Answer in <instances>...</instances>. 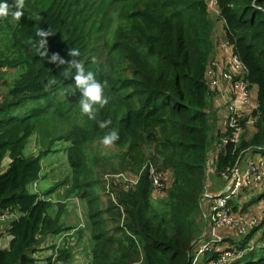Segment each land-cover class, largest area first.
Returning <instances> with one entry per match:
<instances>
[{"label": "trees", "instance_id": "trees-1", "mask_svg": "<svg viewBox=\"0 0 264 264\" xmlns=\"http://www.w3.org/2000/svg\"><path fill=\"white\" fill-rule=\"evenodd\" d=\"M214 1L224 42L244 65L245 81L256 87L257 100L253 135L224 145L214 158L220 173L243 158V150L264 155V0ZM4 2L14 4L0 0ZM126 2L134 7L120 15L117 27L102 30L106 11ZM102 7L106 11L100 14ZM23 13L19 21L0 18V70L15 73L0 101V213L20 215L0 231V240L7 239L0 247V264L40 263L42 258L34 257L43 252L40 245L66 229L58 224L62 206L54 219L48 214V196L61 183L42 194L28 190L40 178V160L57 143L66 147L67 196L75 194L87 204L93 247L91 261L84 264H190L191 243L200 229L198 203L206 163L222 137L210 104L214 92L205 78L215 27L207 0H25ZM49 28L48 56L42 57L33 44L40 39L37 31ZM96 42L104 44L106 72L96 62ZM71 49L80 56L70 57ZM53 54L80 60L85 71L107 82L109 103L89 127L62 110L81 92L75 69L65 78L69 66L49 63ZM109 119L111 124L101 129L99 122ZM112 130L120 138L107 149L102 139ZM31 139L39 151L25 157ZM150 166L166 175L162 198L153 194ZM125 173L138 177L127 189L105 179ZM229 204L233 212L243 213L234 199ZM250 238L235 243L237 251ZM217 256L205 255L202 264ZM72 258L64 246L44 264H71ZM257 264H264V258Z\"/></svg>", "mask_w": 264, "mask_h": 264}, {"label": "built area", "instance_id": "built-area-1", "mask_svg": "<svg viewBox=\"0 0 264 264\" xmlns=\"http://www.w3.org/2000/svg\"><path fill=\"white\" fill-rule=\"evenodd\" d=\"M220 46L231 50L228 62L222 67L219 57H212L206 68L205 78L211 91H214L220 81L224 80L228 84L230 99L226 104L225 124L219 129L222 134L220 145L215 144L212 147L206 163L205 185L198 203L200 229L192 241V243L201 241L202 244L192 248L190 264H202L204 256L210 253L218 254V256L215 261L208 264L237 262L243 256L244 251H237L235 243L250 234L260 223L259 219L249 212H233L229 203L245 191L262 185L264 155L251 150H243L241 154L248 155L244 166L241 165L242 158L224 172L218 173L214 165V158L225 144H238L245 130L244 126L249 125L254 128L256 121L254 112L257 109L256 93L253 88L247 86L244 65L233 55L232 48L226 42L220 43ZM260 149L255 147V150ZM255 154L260 155L258 161L253 159ZM147 171L154 196L162 198L165 189V173L152 166ZM105 179H114L123 184L126 189L134 186L138 181V177L132 178L124 174L109 175ZM215 181L218 184H215ZM19 217L16 211L0 213V231ZM262 240L264 242V229ZM247 250L251 251L252 246H249Z\"/></svg>", "mask_w": 264, "mask_h": 264}, {"label": "crops", "instance_id": "crops-1", "mask_svg": "<svg viewBox=\"0 0 264 264\" xmlns=\"http://www.w3.org/2000/svg\"><path fill=\"white\" fill-rule=\"evenodd\" d=\"M207 4H208V10L210 13V17L212 19H215V27H214L213 35H212V38L214 41V49H213L212 57H219L220 64L222 67H224L227 64L230 53H231V50L224 49L220 46V43L224 42V39H223L224 24L222 21L217 19L218 10H217L215 1L207 0ZM216 23H219L221 25H218ZM253 91L256 93V87H253ZM213 92L214 94L211 98L210 104H211V109L215 113V122H214L215 128L220 129L225 124L226 104L229 102V99H230V94L228 91V84L224 80H221L219 83V86L216 87ZM244 129L245 130L241 134V139L246 141L251 138L255 130L253 127L249 125L244 126ZM32 142H34L35 144L34 140H32ZM54 147L55 149H53V152L58 151L56 150V148L58 147H59L58 149H61V151H63V155H62L63 158H62L61 163L59 164V168L55 167V164H51L52 163V160H51L52 153L42 157V159L40 160V166H41V170L39 173L40 178L28 186V190L30 193L42 194L44 190L53 187L55 184L57 185L61 183L59 187H57L56 190L51 195H49L50 198L48 199L51 200L52 207L48 214L50 218L54 219L55 217H57L56 215L59 209V205L62 206V210L60 211L61 213L58 217V224L61 225L62 228L68 229L67 231H69V233L61 232L59 235L53 236V237L59 238L60 243L58 242L56 246H52L54 247V248L51 247L52 250L48 248H46V250H49L50 252L53 251V254H54V250L56 252V250L61 249L63 247V243L61 241L62 237L68 236V237L74 238L75 239L74 241L77 242L75 245L76 246L75 252L79 248L80 244L82 245V249H81L82 255L86 260L84 262L89 263L91 261L90 251L92 250L93 243L90 237L91 223L87 216V204L85 201L78 199L75 196V194L73 195L70 194L67 196V193L70 190V180L68 178L70 176H69L67 160H66V152H65L66 147L63 148L62 146H58V145H55ZM26 150H27L26 154L30 153V155H36L37 152L39 151L36 145H33V146L29 145V147H26ZM247 158H248V155H244V157L241 160V165L243 166L245 165ZM253 159L258 161L260 159V155L255 154L253 156ZM5 162L7 163L8 161L6 160ZM43 177L47 179L48 186L46 188L39 189L38 181L41 180ZM215 184H218V182L215 181ZM263 186H264V181L262 182L261 186L253 188L251 190H247L242 195L247 196L249 192H255L257 190H260ZM246 196L245 198L240 200V202H246V203H242L241 206H239V209L243 210V213H246V212L251 213L253 216L259 219L261 224L264 223V210H262L263 205H260V203L264 201V199H256L252 203L246 200L247 199ZM257 212L260 213L261 216H258ZM53 237L47 238L44 245L46 243L52 242L54 239ZM246 242H251V240L249 239ZM6 245H7V239L6 238L1 239L0 246L4 247ZM85 254H86V257H85ZM51 255L49 254L48 257H50ZM84 262L82 264H84Z\"/></svg>", "mask_w": 264, "mask_h": 264}, {"label": "rangeland", "instance_id": "rangeland-1", "mask_svg": "<svg viewBox=\"0 0 264 264\" xmlns=\"http://www.w3.org/2000/svg\"><path fill=\"white\" fill-rule=\"evenodd\" d=\"M133 7H134V4H131L129 2L114 5L113 7H111L107 11H106V7H102L100 9L99 13L102 14L103 12L106 11L105 23L103 24L102 30H104L105 25H108V30L113 31L117 27L118 19H119L120 15H122L126 11L131 10ZM216 24L221 25L219 23H216ZM102 49H105L104 44L100 43V42H96V46H95L96 62L100 63V67L102 69H104V71L106 72L108 70V64L107 63L103 64L104 53H102ZM14 74H15L14 71H8L7 69L0 70V101L7 94V85L9 83L11 84V82L15 79ZM97 81L101 82L98 78H97ZM81 98H82V93H79L76 101L74 103H70V104L65 103L62 110L64 112L66 111V113H65L66 115H69L71 118L76 119L80 124H82L86 127H89L94 120H90L86 115H83L81 113V108H80V103H79V100ZM68 106H70V108H68ZM95 107L98 109L97 114H96V118H97L100 108L98 105H96ZM50 110L53 111V109H50ZM48 116H50V114L49 115L46 114V117H48ZM51 118H55V117H51ZM58 127H60V124L58 125ZM32 139H35V141H36V138H32ZM31 140H28V142H27L28 144L25 146V149L23 152L25 157H28L30 155V153L26 154L27 153L26 147H29V145H31V146L35 145L34 142H32ZM56 145L61 146L64 144L57 143ZM58 148H56V150H58V151H56V152L54 151L52 153V156H51L52 163L51 164H55V167L59 168V164L61 163L62 158H63L62 157L63 151H61V149H58ZM32 149H31V151H32ZM4 166L5 167L7 166L6 162L4 163ZM124 175L133 178V176L130 173H125ZM38 186H39L38 187L39 189L46 188L48 186L47 185V179L45 177H43L41 180H39ZM48 189H50V188H48ZM48 189L44 190L42 193L46 192ZM260 195L264 196V186L260 190H257L255 192H249L247 194V196L246 195L245 196L247 198L246 200L253 203L258 198V196H260ZM245 196H243L242 194L239 195L236 199H234L235 204L238 206H241L242 203H246V202H240V200L245 198ZM48 197L50 198V196H48ZM260 205H263L262 210H264V201H262L260 203ZM257 215L261 216V214L258 212H257ZM199 216H200V211H199ZM263 229H264V225L261 226L256 231L254 237L252 238V240L250 242V244L254 247V250L251 253L247 254L239 262V264H257L259 259L264 258V248L261 247V240H260L262 233H263ZM67 230L68 229H65L62 232H65V233L68 232L69 233V231H67ZM53 238L54 239L52 242L46 243L45 245H40V248H45V249H43L44 250L43 252L37 251V253L34 254V257L39 256L42 258V260L38 264H44V259H46L49 256V254L50 255L53 254V251L50 252L49 250H46V248H51L52 246H56L58 244V242L60 243L59 238H57V237H53ZM74 240H75L74 238H71L68 236L62 237V239H61V241L63 243V247L67 246L73 252V258H72L71 264H82L84 261H86L82 255V250H81L82 245L80 244L79 248L75 252V249H76L75 245L77 242H75ZM200 244H202L201 241H196L195 243H191V248H195ZM52 248H54V247H52ZM85 257H86V254H85Z\"/></svg>", "mask_w": 264, "mask_h": 264}, {"label": "clouds", "instance_id": "clouds-1", "mask_svg": "<svg viewBox=\"0 0 264 264\" xmlns=\"http://www.w3.org/2000/svg\"><path fill=\"white\" fill-rule=\"evenodd\" d=\"M24 6H25V0H14V4L11 6L7 2L0 3V18L6 19L9 16H11L13 20L19 21L21 17L24 15L23 13ZM11 8H14L15 10H11ZM36 35L40 39L36 41L35 44H33V47L36 48V51L42 57H47L48 56V51L46 49L47 37L53 35V33L50 28L48 30L40 29L37 31ZM41 49H45V50L40 51ZM68 55L74 58L80 56V52L77 49H71ZM57 61L59 62L60 65L67 63L69 66L64 71L65 78L71 75V70L73 68L75 69V76L73 77L75 86L76 89H79V91L82 93V98L79 100L81 113L83 115H86L90 120H95L98 111V109L95 106L98 105L99 108H103L109 103V97H107L104 94V89L107 86V82L105 81L101 83L97 81L95 73L92 71L86 72L84 64L80 60L71 59V61H66L60 58L59 54H53L49 59V63H57ZM93 62H95L94 59ZM110 124H111L110 119L101 121L99 122V127L101 129H104L107 128ZM119 138L120 137L118 131L112 130L107 134H105V136L102 139V144L105 146V148H110L115 144L117 140H119ZM263 225L264 224L259 223V225L250 234L246 235L243 239L251 236L250 240H252L256 231L259 229V226L261 227ZM260 240H261V247L263 248L264 242L262 240V236ZM249 246L252 245L250 244V242H246L245 240V247L241 249V251H244V254L241 258H243L245 255L251 253L254 250V247L252 246V250L248 251L247 249L249 248Z\"/></svg>", "mask_w": 264, "mask_h": 264}]
</instances>
